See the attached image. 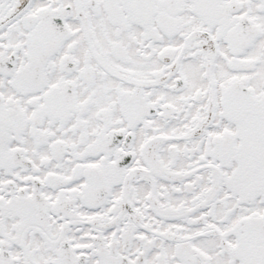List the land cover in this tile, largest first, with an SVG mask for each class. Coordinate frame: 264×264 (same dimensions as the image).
<instances>
[{
  "label": "snow or ice",
  "instance_id": "1",
  "mask_svg": "<svg viewBox=\"0 0 264 264\" xmlns=\"http://www.w3.org/2000/svg\"><path fill=\"white\" fill-rule=\"evenodd\" d=\"M0 264H264V0H0Z\"/></svg>",
  "mask_w": 264,
  "mask_h": 264
}]
</instances>
